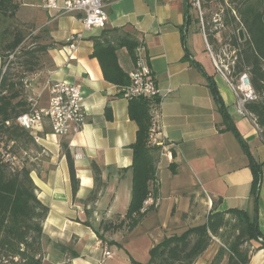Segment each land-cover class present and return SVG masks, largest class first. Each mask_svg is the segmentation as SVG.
<instances>
[{
	"label": "crops",
	"instance_id": "obj_1",
	"mask_svg": "<svg viewBox=\"0 0 264 264\" xmlns=\"http://www.w3.org/2000/svg\"><path fill=\"white\" fill-rule=\"evenodd\" d=\"M18 1V21L45 31L47 39L43 44L53 46L47 53L50 65L42 71V79L37 81L40 88L33 96L40 97L38 102L45 107L50 85L77 84L84 92L88 109L79 133L58 137L45 124L38 132L37 147L24 153L33 165L31 177L38 198L49 208L43 221V264H133L132 260L148 263L154 246L204 224L214 205L219 210L246 211L264 236V137L253 118L238 113L236 96L215 68L216 58L208 49L197 19L192 20L188 0H112L105 28L91 30H85L74 16L45 10L41 0ZM106 29L112 39L129 35L139 43L140 56L154 72L161 90V102L152 111L155 137L160 143L156 146L161 147L160 204L136 228L159 212L163 199L172 202L171 220L150 230V235L141 241L144 248L140 252L137 244L129 245L126 226L105 234L100 230L102 221L115 223L127 213L133 185L129 147L135 143L138 131L129 116V100L105 80L98 59L92 57L93 39ZM78 34V49L72 51L68 41ZM117 56L122 69L130 74L135 62L128 50L120 49ZM3 70L0 57V77ZM209 78L224 103L228 120L209 87ZM108 108L111 119L107 118ZM63 142L71 149L80 179L76 198ZM252 161L262 171L257 211L252 195ZM93 162L101 169L106 184L94 205L86 203L95 189ZM171 165L175 166V173ZM191 202L207 209L200 223L194 224L193 218L184 219ZM219 244L214 239L195 264H210L221 248ZM259 246L252 242L249 264H264V250H256ZM228 262L227 253L221 264Z\"/></svg>",
	"mask_w": 264,
	"mask_h": 264
},
{
	"label": "trees",
	"instance_id": "obj_2",
	"mask_svg": "<svg viewBox=\"0 0 264 264\" xmlns=\"http://www.w3.org/2000/svg\"><path fill=\"white\" fill-rule=\"evenodd\" d=\"M230 3L235 5L234 10L238 18L228 10L224 25H231L239 31L232 41V47L237 53L231 74L240 76L244 72L249 73L258 99L247 104V109L255 118L264 137V0H230ZM20 7L21 4L17 0H0V23H4L6 18L15 19ZM187 7L189 8L188 5ZM240 30L244 31L245 38L240 34ZM109 34L110 30L106 29L101 36L93 39L92 57L98 59L107 82L117 87L128 86L130 77L120 66L117 52L126 48L136 63L139 43L129 35L112 39ZM213 37L214 34H211L209 41L216 44L217 40ZM24 39L21 32H12L8 28L0 32V57L4 66L0 77V136H7V143L3 147L0 140V264L14 258H19L20 262L17 264L42 263L43 221L49 213V208L38 198V189L31 177L32 167L19 164L12 166L7 160L8 155L18 158L17 152L26 153L30 149L29 146L37 145L33 135L17 122L21 115L30 111L31 104L28 99L23 98L22 89L14 81L13 68H7L4 61L5 54L16 52ZM48 50L49 46H42L38 50L26 51L23 61L25 69L33 71L38 65L37 52L47 54ZM209 87L224 119L228 120L229 116L212 78H209ZM153 110L151 103L146 99L129 100L130 119L138 126L136 141L129 147L133 157L130 167L133 171L132 196L122 220L118 219L115 223L101 222L100 230L104 234L125 226L128 232H132L148 213L155 209L142 212L144 202L150 196L159 199L158 161L161 147L151 143ZM106 114L108 119L112 118L109 108ZM230 128L234 130L233 127ZM240 141L242 142L241 139ZM61 146L68 162L73 196L76 198L80 179L74 156L67 143L63 142ZM25 157L27 161L26 154ZM251 168L254 174L252 195L255 197L257 211L262 171L261 166L254 161L251 162ZM171 169L176 172L174 165H171ZM92 171L95 189L86 203L94 205L106 184L102 179V171L95 162L92 163ZM99 237L104 241L103 235L100 234ZM214 238L225 240V243L210 264H221L227 253L228 264H249L253 252L250 249L252 242H258L259 238L264 240L256 220L251 219L246 211L236 208L219 210L214 205L204 224L191 227L181 235L165 238L151 249L150 260L145 264H195L212 245ZM256 250H264V242ZM38 255L40 259H36ZM132 262L143 264L134 260Z\"/></svg>",
	"mask_w": 264,
	"mask_h": 264
},
{
	"label": "built area",
	"instance_id": "obj_3",
	"mask_svg": "<svg viewBox=\"0 0 264 264\" xmlns=\"http://www.w3.org/2000/svg\"><path fill=\"white\" fill-rule=\"evenodd\" d=\"M111 1L112 0H41L42 7L45 10L55 11L58 15L74 16L82 23L85 30L105 28L108 20L107 9ZM219 1L224 3L228 2V0ZM204 3L205 0H188V9L190 11H195L200 22L202 33L206 41H208L205 28L206 13L204 12ZM231 12L233 16L237 17V13L234 9L231 10ZM218 21L219 20L216 19L215 23H218ZM237 33H239V31ZM240 34L244 35L245 38L246 35L243 30H240ZM80 37V34L70 37L67 44L70 50L75 51L78 49L77 42L80 40ZM207 46L209 51L212 52L208 42ZM140 51L141 48L139 47L136 50L138 59L135 63V69L129 74L130 84L118 88L121 97L127 100L146 99L151 103L152 107L155 108L161 102V90L154 72L145 59L140 56ZM212 57L214 59L213 54ZM214 64L216 70L225 78L227 84L236 96L238 113L243 117H251L255 120L247 109V104L258 99L252 86L249 73H242L237 82H234L224 73L215 59ZM48 93V104L45 107L39 106L35 98L29 99L31 104L30 111L18 118L17 122L19 126L31 133L35 140H37L38 132L43 130L45 124H48L52 134L58 137H66L70 134L79 133L85 124L88 112L81 86L67 82L54 83L49 86ZM151 132L152 145L156 146L160 144L155 137L154 126ZM76 157L80 158L81 154L77 153ZM7 160L11 162L12 166L19 164L16 157L8 155ZM159 204V199L150 196L144 202L142 212L155 208V206L158 207ZM263 242V238H259L258 243L261 244ZM105 254L109 256L110 252H106ZM36 259H40V256L38 255ZM44 260L45 258L43 257L41 264H43ZM18 262H20L19 258H14L13 260L4 261L3 264H17Z\"/></svg>",
	"mask_w": 264,
	"mask_h": 264
},
{
	"label": "rangeland",
	"instance_id": "obj_4",
	"mask_svg": "<svg viewBox=\"0 0 264 264\" xmlns=\"http://www.w3.org/2000/svg\"><path fill=\"white\" fill-rule=\"evenodd\" d=\"M18 1V0H17ZM19 2V1H18ZM235 8L234 4L230 3L228 0L227 3L220 2L219 0H205L204 3V12L206 13L205 16V28L206 34L208 37V43L210 45L211 50L216 58L217 63L223 69L224 73L234 82H237L239 79L238 76H233L231 74V68L234 66L236 61V49L232 47V41L237 35L238 30H235L231 25L225 26L224 25V18L226 16V12L228 10H233ZM17 16V15H16ZM192 20L195 22L197 19L198 25L200 22L197 18L195 11L191 13ZM218 19V23H215V20ZM196 24V23H195ZM201 27V26H200ZM5 28H8L12 32H21L25 39L22 45L16 52L13 53H6L4 57V61L6 62L7 68H13L12 73L14 74L15 78L14 81L18 84V86L22 89V96L23 98L30 99L35 98L33 96L34 92L40 87L37 84V81H41L42 79V71L46 69L50 63L48 61L47 54H42V52L38 51L36 55V60H38V65L35 67L33 71H28L25 69V65H23V61L25 60L24 53L29 50H38L42 46H49L53 47L52 45H44L42 41L47 39V35L45 31L37 30V28L32 24H24L21 23L20 20L18 21L17 18L15 19H4V23H0V32H2ZM198 31V30H197ZM199 32V31H198ZM211 34H214L216 41L215 43H210L209 37ZM23 55V57H20ZM13 56V57H12ZM220 74V73H219ZM221 75V74H220ZM222 76V75H221ZM41 77V79H39ZM22 83V85H20ZM38 97L36 100L39 101ZM38 105L41 106V104ZM7 136L3 134L0 136L1 146L3 147L6 144ZM32 151L37 147L36 146H29ZM5 153V150H3ZM34 154V153H30ZM17 161L20 166H33L32 163L29 161V158L26 157L25 154L22 152H17L16 155ZM27 163V164H26ZM33 168V167H32ZM171 201L162 200L159 212L155 215H151L148 220L141 225L138 229L136 228L132 232H130L128 236L129 245L134 246L137 244L139 252L144 248L141 244V241L146 238V236L150 235V230L157 228L163 222H169L171 220V212L172 208H169L171 205ZM182 203V202H181ZM215 204V203H214ZM172 207V206H171ZM214 207V206H213ZM212 207V208H213ZM157 207L155 206V209ZM189 211L184 215V219L193 218L194 224L200 223L205 219L207 209L204 208L203 204L194 205L191 202L189 207ZM217 239L220 242V246L223 247L225 240ZM213 239V241H214ZM143 242V241H142ZM251 251L252 246H250Z\"/></svg>",
	"mask_w": 264,
	"mask_h": 264
}]
</instances>
